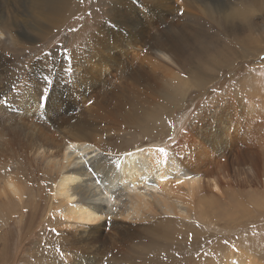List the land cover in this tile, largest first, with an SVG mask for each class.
<instances>
[{"label": "rangeland", "instance_id": "374dc122", "mask_svg": "<svg viewBox=\"0 0 264 264\" xmlns=\"http://www.w3.org/2000/svg\"><path fill=\"white\" fill-rule=\"evenodd\" d=\"M205 6L216 10L205 16ZM34 8L31 0H0V89L6 94L0 109V184L13 177L28 196L22 200L0 190V264H240L241 252L245 264H264V0H73L59 27L46 24L44 36L38 25L45 23L35 19ZM169 29L179 39L172 65L159 60L154 48ZM25 32L32 40L24 39ZM13 38L29 44L15 45ZM86 63L111 65L117 77L143 71L144 79L160 82L166 91L155 104L125 105L122 122L100 126L108 128L109 139L102 142L109 151L166 148L207 177L194 195L175 179L162 185L176 196L173 201L190 204V219L159 214L112 244L108 240L116 231L105 228L90 243L92 250L107 244L110 254L102 257L79 253L86 247L73 236L82 222L63 215L62 199L43 177L44 164L29 149L41 127L31 116L33 82H41L46 93V84L73 80L72 71L95 85L91 74H82ZM53 91L60 92L54 96L60 106L72 98L74 108L62 109L76 120L81 105L87 109L100 98L89 92L86 99H95L83 104L72 88ZM125 97L135 99L126 92ZM215 134L219 139L210 141ZM76 204L64 202L67 208ZM111 216L102 219L122 220Z\"/></svg>", "mask_w": 264, "mask_h": 264}, {"label": "bare ground", "instance_id": "6f19581e", "mask_svg": "<svg viewBox=\"0 0 264 264\" xmlns=\"http://www.w3.org/2000/svg\"><path fill=\"white\" fill-rule=\"evenodd\" d=\"M72 1L31 0L32 7H35V19L40 23H45L37 24L40 26V32L43 36L47 33L46 27H48V24H50L49 29L51 30L59 27ZM34 9H32L33 12ZM204 9L205 16L212 15L213 11L216 10H212L206 6ZM236 14L238 13L232 12V18H237L238 16ZM227 21L229 20L227 19ZM2 24L3 21L0 20V25ZM173 34L171 29L166 32H161L154 44L159 60L162 58L168 63H171V65L176 63L172 59L174 56L171 57L170 54L173 53L179 44V39ZM0 35H2L1 30ZM146 37L147 35L144 33V38ZM31 38L32 35L30 33H27L26 37H24L28 41L32 40ZM13 40H15L12 41L15 45L21 44L18 43V40L14 38ZM28 41L26 43L23 41L21 45L25 47L29 44ZM179 50L181 49L179 48ZM223 56L221 54L219 57L222 58ZM81 69H83L82 74H91V81L95 85L88 84L84 76L83 78L78 73L75 72L74 74L72 71L71 77L73 80H65L66 82L54 81L51 84H46V93L42 92L41 82H33L34 90L29 91V104L33 106L31 116L36 122H41V127L35 130V135L38 139L29 149L44 164L43 177L46 183L51 184L54 195L62 199L60 201L62 204L59 207L63 206V215L82 222V224L77 225V227L79 226V230L73 236L78 244L86 247L85 251L82 252L80 250L79 253L96 254L98 257H102L105 255L109 256L110 254V249L107 244H102L100 247L92 250L90 249V243L96 240L98 235L104 232L105 228L114 227L116 231L114 235L112 234V238L108 240L111 243V241L116 242L119 237L131 235L133 232L145 228L147 221L155 218L159 214L167 216L179 215L190 219L192 215V207L190 204L188 202H180L178 199L177 202L173 201L171 197L173 195L169 196L168 193L166 194L164 192L165 190L163 191L162 189L164 187L162 185L167 179H175L179 184L182 183L186 188L188 187L189 194L194 195L202 189L206 176L185 165L176 153L166 148L150 149L136 145L120 152L109 151L102 142L109 139L104 137V133L108 128H100V126L108 124L109 122L115 124L122 122V120L120 121V117L122 116L125 105H130L133 102V105L138 107L140 104L142 105L139 100L141 102L155 104L163 95H166V91L160 82L158 83L152 78L149 79L148 76V79H144L145 72L143 71L142 73L144 74L142 75L134 76V74H131L130 77L121 71V75L117 77L112 73L113 67L108 64H100L96 67L92 64H87ZM73 74L84 82L78 79L76 81ZM111 82H119L123 89L119 87L117 90H110L108 85ZM55 88H60L61 90L72 88L79 95V98L76 99L79 101L82 100L83 104L89 92H95L100 98H96L87 109H84V106L81 105L80 116L76 120L75 118H69V110L67 112L66 109H62L63 107H69L68 109H70L71 106L74 108V101L70 98L60 106V103L58 101L56 102L54 97L59 96L60 92L53 91ZM125 92L134 97V101H132L133 99H127L129 97H125ZM40 95L42 98L41 102L45 104L43 111V107H38ZM2 96H6V94L5 91L3 92L0 89V109L2 106ZM11 96L8 97L9 99L11 98L10 102L13 99ZM91 97L89 99H95V96L92 95ZM125 100L126 102H124ZM110 101L115 102L112 103V109L110 108ZM16 103L13 102V104ZM27 103L22 105L21 116L26 111ZM133 105H130V107L132 106L134 108ZM34 112H37V115L33 114ZM129 113L132 112L129 111ZM126 115L127 111H124L123 116L126 117ZM8 135L12 137L13 133L8 131ZM57 136L59 140H55ZM218 137V134H215L214 137H211L212 139L209 137V140L217 141L219 139ZM160 149L164 151L161 152L159 151ZM209 172L211 173V171H205V173ZM205 184H207L206 186L208 188V183ZM25 187L19 185L13 177L10 181L7 179V182L0 184V190L13 194L22 200L28 198ZM66 201H76L77 204L67 208L64 205ZM107 215L122 218V220L108 221L102 219ZM245 253L241 252L238 255L240 264H245L247 261L245 259Z\"/></svg>", "mask_w": 264, "mask_h": 264}, {"label": "snow or ice", "instance_id": "6c2138e0", "mask_svg": "<svg viewBox=\"0 0 264 264\" xmlns=\"http://www.w3.org/2000/svg\"><path fill=\"white\" fill-rule=\"evenodd\" d=\"M159 151L163 152L164 150L163 149H160Z\"/></svg>", "mask_w": 264, "mask_h": 264}]
</instances>
